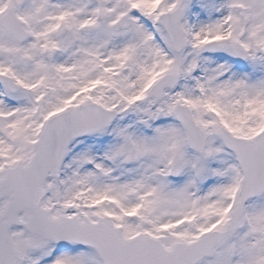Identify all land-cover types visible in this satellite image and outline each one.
<instances>
[{"label":"snow or ice","instance_id":"obj_1","mask_svg":"<svg viewBox=\"0 0 264 264\" xmlns=\"http://www.w3.org/2000/svg\"><path fill=\"white\" fill-rule=\"evenodd\" d=\"M0 264H264V0H0Z\"/></svg>","mask_w":264,"mask_h":264}]
</instances>
